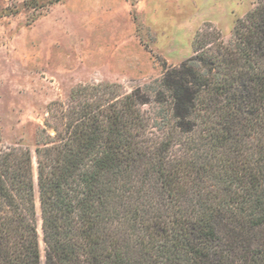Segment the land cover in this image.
Masks as SVG:
<instances>
[{
	"label": "trees",
	"instance_id": "obj_1",
	"mask_svg": "<svg viewBox=\"0 0 264 264\" xmlns=\"http://www.w3.org/2000/svg\"><path fill=\"white\" fill-rule=\"evenodd\" d=\"M161 68L160 140L139 88L91 85L41 129L36 182L29 151L0 149V264H42L40 241L43 264H264V0Z\"/></svg>",
	"mask_w": 264,
	"mask_h": 264
},
{
	"label": "rangeland",
	"instance_id": "obj_2",
	"mask_svg": "<svg viewBox=\"0 0 264 264\" xmlns=\"http://www.w3.org/2000/svg\"><path fill=\"white\" fill-rule=\"evenodd\" d=\"M47 2L0 0V149L29 151L35 182L38 135L62 128L58 105L77 87L116 85L120 96L139 88L149 99L139 107L146 137L158 141L170 127L167 106L155 102L161 63L190 58L197 35L215 32L228 45L257 0ZM40 251L43 264L42 241Z\"/></svg>",
	"mask_w": 264,
	"mask_h": 264
},
{
	"label": "crops",
	"instance_id": "obj_3",
	"mask_svg": "<svg viewBox=\"0 0 264 264\" xmlns=\"http://www.w3.org/2000/svg\"><path fill=\"white\" fill-rule=\"evenodd\" d=\"M58 6H59V4H58ZM52 10H53V11H51V12H54V11L57 10V9H56V7H54Z\"/></svg>",
	"mask_w": 264,
	"mask_h": 264
}]
</instances>
